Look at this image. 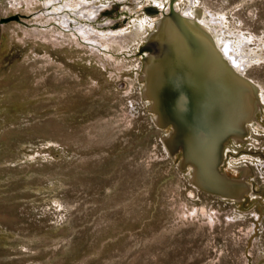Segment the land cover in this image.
<instances>
[{
	"label": "rangeland",
	"instance_id": "1",
	"mask_svg": "<svg viewBox=\"0 0 264 264\" xmlns=\"http://www.w3.org/2000/svg\"><path fill=\"white\" fill-rule=\"evenodd\" d=\"M169 3L0 0V264H264V0H172L263 94L225 146L236 203L191 184L144 95Z\"/></svg>",
	"mask_w": 264,
	"mask_h": 264
},
{
	"label": "bare ground",
	"instance_id": "2",
	"mask_svg": "<svg viewBox=\"0 0 264 264\" xmlns=\"http://www.w3.org/2000/svg\"><path fill=\"white\" fill-rule=\"evenodd\" d=\"M193 11L195 19H189L188 24L196 31L207 36L210 41H213L214 39L210 33L201 24L199 25L196 22L200 15L199 10L195 9ZM158 31L160 35H157V38L159 40L170 39L172 41V43L164 46L163 52L161 51L162 54L168 53V49L170 48L174 53H178V56H182L184 51L182 41L174 25L169 23L168 19H165L159 25ZM215 50L216 59L223 60L224 62L222 63V69L211 67V69L216 70L214 74H217L215 90H217L218 95L216 97L218 98L214 103V110L209 117L208 124L211 131L207 141H204V138H202L203 133L197 135V132H194L195 130L192 132L188 127H183L179 111L181 104L180 95L175 89V83L179 78H182V75L174 68L176 67L175 61L172 59L171 61L166 60V58L161 56L156 58L150 57L144 70L146 74L144 78L146 82L150 81L151 84H149L148 90H145L144 95L147 97L149 95L148 92L153 91L159 102L161 111L159 112L158 110L159 116H162V118L165 116V118L171 121L172 125H169L175 128V131L169 135L170 138L165 139L166 146L173 143L174 140H179V148H181L182 142H184L180 167L181 169L190 170L191 184L197 188H205L204 190L207 189L209 192L216 193L222 197L226 196L225 198H230V200L236 203L243 196L244 192L246 193L249 190V183L247 182L249 179L247 176L250 169L248 167H243L239 170L233 169L232 172L237 174L241 171L242 175L241 177L236 175L237 177L235 178L229 177L222 170V166H224L225 146L231 142L242 141L246 136L250 135V122L253 121L258 124V118L255 114L263 106L261 100L263 94H260L259 87L252 79L238 72V67L240 68L238 59H232L230 63L228 61L230 55H227L226 59L217 48ZM228 51V46H226L224 52L227 53ZM159 71L161 73L160 77L157 78L155 76L154 78V75L159 73ZM222 128H225L224 132L228 133H226V137L221 139L223 142L216 138L218 134L219 137L222 136ZM178 150L173 152L177 153ZM186 159L190 160L191 163L187 162ZM234 189H237V192Z\"/></svg>",
	"mask_w": 264,
	"mask_h": 264
},
{
	"label": "water",
	"instance_id": "3",
	"mask_svg": "<svg viewBox=\"0 0 264 264\" xmlns=\"http://www.w3.org/2000/svg\"><path fill=\"white\" fill-rule=\"evenodd\" d=\"M169 12L170 15L168 21L176 28L177 34L181 38L184 51L182 56H178V53H174L171 51L172 49L170 50L169 48L168 53L163 55L162 52L165 48L164 46L168 43H172V41L170 39H164L165 41H161L159 38L155 37L159 44V56L166 58V60L169 61H171V59L175 61L174 63L176 67H174V63L173 67L182 75V78H179L175 83V89L180 95L181 104L179 106V111L183 127H188L192 132L195 130L194 132H197V135L203 133L204 135L202 138H204V141H207L208 135L211 131L208 124L209 117L214 110V103L218 98L216 97V95H218L217 90H215L217 74H214L216 70L211 69V67L222 69V63L224 61L216 59L215 47L207 36L193 29L188 22L182 20L176 15L172 10V0H170L169 3ZM160 74L159 71V73L154 75V78L155 76L159 78ZM149 84H151L150 81H147L146 90H148ZM148 94L149 95L147 96L152 99V108L157 115L158 123L161 125H172L171 121L165 118V116H163L164 118L159 116L158 110L161 112L159 102L153 91H149ZM201 118L203 120L202 122ZM172 129V132H174L175 128ZM224 130L225 128H222V136L219 137V134L216 136L219 141L228 134L227 132H224ZM179 143V140H174L171 144L178 148L180 145ZM182 144L180 149L183 153L184 142H182ZM186 161L191 163L188 159H186ZM234 190L236 191L237 189Z\"/></svg>",
	"mask_w": 264,
	"mask_h": 264
},
{
	"label": "flooded vegetation",
	"instance_id": "4",
	"mask_svg": "<svg viewBox=\"0 0 264 264\" xmlns=\"http://www.w3.org/2000/svg\"><path fill=\"white\" fill-rule=\"evenodd\" d=\"M250 130H251V128H250Z\"/></svg>",
	"mask_w": 264,
	"mask_h": 264
}]
</instances>
